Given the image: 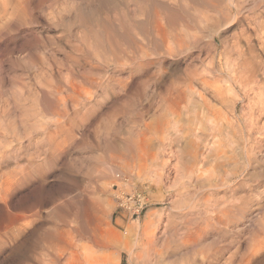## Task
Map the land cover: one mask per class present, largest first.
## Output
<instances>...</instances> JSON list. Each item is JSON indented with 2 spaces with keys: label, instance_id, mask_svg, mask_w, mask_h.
Returning a JSON list of instances; mask_svg holds the SVG:
<instances>
[{
  "label": "rangeland",
  "instance_id": "374dc122",
  "mask_svg": "<svg viewBox=\"0 0 264 264\" xmlns=\"http://www.w3.org/2000/svg\"><path fill=\"white\" fill-rule=\"evenodd\" d=\"M257 22L264 0H0V174L9 208L37 212L5 233L0 203V264H264V94L232 76Z\"/></svg>",
  "mask_w": 264,
  "mask_h": 264
},
{
  "label": "bare ground",
  "instance_id": "6f19581e",
  "mask_svg": "<svg viewBox=\"0 0 264 264\" xmlns=\"http://www.w3.org/2000/svg\"><path fill=\"white\" fill-rule=\"evenodd\" d=\"M9 17V16H8ZM163 17V16H162ZM256 21V20H255ZM259 21V20H258ZM260 22V21H259ZM259 22H257V24L259 23ZM261 22H263V21H261ZM245 24V23H244ZM251 24H252V22H251ZM260 24V23H259ZM252 25H254V23L252 24ZM249 26V25H248ZM255 26V25H254ZM260 28H258V27H255V28H253L252 26V30H254V35L252 34H250V32H249V34L248 35H245V39H244V42H243V44L245 45V47H244V49H239L240 50V52L242 51V55H239V56H241L242 57V63H240V66L238 65L239 64V62H238V64L236 65V66H239V69L238 68H236V69H234V71H233V79L235 80V79H237L236 80V82H239V85H241V88L243 87L244 89H245V91L246 92H248V94H250L251 92H254V95L256 96V97H260V96H262L263 94H264V92H262L261 90H259L260 89V87H262V84L261 83H263L264 82V26L262 27V25L260 24ZM243 27V26H242ZM250 27V28H251ZM163 28V27H162ZM161 28V29H162ZM244 28V27H243ZM245 28H246V25H245ZM250 28H248L249 30H250ZM156 31V30H155ZM160 31H162V30H160ZM245 31H248V30H245ZM244 32V31H243ZM253 32V31H252ZM251 32V33H252ZM163 33V32H162ZM248 33V32H247ZM243 36H244V34H243ZM167 38H168V36H166ZM182 39V38H181ZM243 38H241V40H242ZM172 40V39H171ZM174 43V42H173ZM172 43V44H173ZM237 43H239V42H237ZM240 43H241V41H240ZM239 43V44H240ZM242 44V43H241ZM242 44V45H243ZM238 45V44H237ZM243 45V46H244ZM241 46V45H240ZM240 46L238 47V48H240ZM237 48V49H238ZM170 50V49H169ZM239 53V52H238ZM240 54V53H239ZM239 60H240V58H239ZM235 62V61H234ZM241 62V61H240ZM236 63V62H235ZM234 66V65H233ZM233 66H231L232 68H233ZM235 66V67H236ZM231 71V70H230ZM229 71V72H230ZM215 74V73H214ZM232 74V73H231ZM229 76V75H228ZM201 77V76H200ZM191 78H193V77H191ZM191 78H189V79H191ZM201 79L202 80H204L202 77H201ZM230 79V78H229ZM233 79H232V81H233ZM196 80V79H195ZM201 80V81H202ZM197 81H198V79H197ZM196 81V82H197ZM200 81V80H199ZM206 81V80H205ZM214 81H216V80H214ZM228 81V80H227ZM186 82H188L187 80H186ZM185 82V83H186ZM208 82H210V81H208ZM220 82V81H219ZM236 82H235V84H236ZM191 83H194V82H191ZM198 83H202V82H198ZM212 83V82H211ZM233 83V82H232ZM203 84H204V86L206 85L207 86V83L206 82H203ZM192 85V84H191ZM210 85V84H209ZM220 85H222V84H220ZM230 85H232V84H230ZM233 85H234V83H233ZM184 86V85H183ZM187 86V85H186ZM193 86H194V84H193ZM200 86V85H199ZM204 86H203V89H204ZM214 86V85H213ZM224 86V85H223ZM264 86V85H263ZM173 87V86H172ZM185 87V86H184ZM189 87V86H188ZM192 87V86H191ZM207 87H209V86H207ZM227 87V86H226ZM225 87V88H226ZM229 87V86H228ZM227 87V88H228ZM232 87V86H231ZM187 88V87H186ZM200 88V87H199ZM226 88V89H227ZM263 88V87H262ZM174 89V88H173ZM173 89H170V90H173ZM178 89V88H177ZM177 89H175L174 90V94H175V92H176V90ZM185 89V88H184ZM194 89V88H193ZM202 89V88H201ZM200 89V90H201ZM223 89L224 88H221V87H217L216 89H213L214 91V94L216 93L217 94V96H219V94H221V95H224V92L225 93H227V91H229V89H227V90H225L224 89V91H223ZM233 89H234V86H233ZM258 89V90H257ZM179 91L178 92H180V89H178ZM182 90V89H181ZM187 90V89H186ZM195 90V89H194ZM206 90H207V88H206ZM206 90H205V92H206ZM211 90H212V88H211ZM210 90V91H211ZM239 90V89H238ZM189 91H190V88H189ZM193 91V90H192ZM192 91H190V92H192ZM209 91V92H210ZM183 92V91H182ZM230 92V91H229ZM234 92H235V89H234ZM237 92V91H236ZM171 93H173V92H171ZM181 93V92H180ZM185 93H187V92H185ZM184 93V97H185V94ZM194 93H196V94H198L197 92H194ZM201 93V92H200ZM203 93V92H202ZM207 93H208V91H207ZM206 93V94H207ZM231 93V92H230ZM238 93V92H237ZM173 94V95H174ZM176 94H178V93H176ZM175 94V95H176ZM182 94V93H181ZM205 93H203V95H204ZM209 94V93H208ZM213 94V95H214ZM216 94H215V97H216ZM228 94V93H227ZM172 95V94H171ZM180 95V94H179ZM246 95V94H245ZM178 96V95H177ZM199 96V98H200V95H198ZM208 96V95H207ZM211 96H212V94H211ZM233 97L234 96H236L235 94L234 95H232ZM238 96V95H237ZM248 96V95H247ZM246 96V97H247ZM250 96V95H249ZM254 96V97H255ZM181 97V96H180ZM179 97V98H180ZM213 97V96H212ZM223 97V96H222ZM226 97V96H225ZM252 97V96H251ZM263 97V96H262ZM209 98H210V96H209ZM220 98V97H219ZM227 98V97H226ZM236 98V97H235ZM182 99H183V97H182ZM204 97H202V101L203 102H205L204 100ZM205 99H206V96H205ZM208 99V98H207ZM211 99V98H210ZM216 99H217V101L219 100L217 97H216ZM222 99V98H221ZM225 99V98H224ZM247 99V98H246ZM261 99V98H260ZM263 99V98H262ZM198 100V99H197ZM213 100V99H212ZM223 100V99H222ZM222 100H219V101H222ZM258 100V99H257ZM256 101V100H255ZM261 100H259L258 101V103L260 102ZM200 102H201V100H200ZM223 102V101H222ZM257 102V101H256ZM263 102V101H262ZM207 103H210L211 104V102H207ZM207 103H206V105L205 106H207ZM213 101H212V105H213ZM221 103V102H220ZM201 104H203V103H201ZM205 104V103H204ZM203 104V105H204ZM210 104H208V105H210ZM255 104V103H254ZM177 105V104H176ZM215 105V104H214ZM213 105V106H214ZM256 105V104H255ZM259 105H262V104H259ZM204 106V107H205ZM247 106V105H246ZM209 106H207V110L209 109L208 108ZM215 107V106H214ZM259 108H263V107H260V106H258ZM258 108V109H259ZM211 109V108H210ZM209 109V110H210ZM214 109V108H213ZM208 110V111H209ZM260 110V109H259ZM262 110H264V109H262ZM214 111H215V109H214ZM263 112V111H262ZM64 113H67V112H64ZM211 113V112H210ZM217 115H218V113H217ZM217 119V118H216ZM213 120V119H212ZM216 122H218V119H217V121ZM216 122H214V123H216ZM220 123V122H219ZM144 133V132H143ZM143 133H142V137H143ZM141 139V138H140ZM147 139V138H146ZM144 140H145V138H144ZM139 141V140H138ZM146 141V140H145ZM145 141H144V143H145ZM131 142H133V140L131 141ZM136 142V141H135ZM140 142V141H139ZM139 142H137L138 143V145H139V147L138 148H142V146L141 145H144V143L143 144H141L140 145V143ZM143 142V141H142ZM188 142V141H187ZM146 144L147 143H145V146H146ZM191 144V143H190ZM149 145V144H148ZM212 145V144H211ZM212 146H214V145H212ZM218 147H219V145H217ZM222 146V145H221ZM134 147V146H133ZM144 147V146H143ZM149 147V146H148ZM199 147V146H198ZM215 147V146H214ZM217 147V148H218ZM224 147V146H223ZM226 147V146H225ZM222 148V149H226V148ZM129 148H132L131 146L129 147ZM135 148H136V146H135ZM147 148V147H146ZM206 149H207V147H205ZM209 148V147H208ZM137 149V148H136ZM149 149V148H148ZM199 149H201L200 147H199ZM198 149V150H199ZM205 149V152L204 153H206L207 152V150ZM210 149V148H209ZM219 149V148H218ZM139 150V149H138ZM196 150H197V148H196ZM197 150V151H198ZM216 150V149H215ZM228 150V149H227ZM226 150V151H227ZM129 151V150H128ZM132 151V150H131ZM134 151H135V149H134ZM133 151V152H134ZM202 151H203V149H202ZM209 152L211 151V150H208ZM217 152V154L218 153H220V152H218V150H216ZM223 151V150H222ZM221 151V152H222ZM130 152V151H129ZM195 152V151H194ZM214 152V151H213ZM212 152V153H213ZM128 153V152H127ZM211 153V152H210ZM227 153H229V152H227ZM125 154H126V152H125ZM133 154V153H132ZM146 154V153H145ZM200 154H203V153H200ZM207 154L208 153H206V156H207ZM214 154L215 153H213V157H214ZM221 154V153H220ZM135 155V154H134ZM133 155V156H134ZM192 155V154H191ZM197 155H199V154H197ZM130 156V155H129ZM132 156V155H131ZM130 156V157H131ZM132 156V157H133ZM205 156V158H207ZM221 156V155H220ZM220 156H218L217 158H219ZM226 156V155H225ZM228 156V155H227ZM226 156V157H227ZM129 157V158H130ZM136 157H137V155H136ZM135 157V158H136ZM141 157H143V156H141ZM198 157V156H197ZM200 157H201V155H200ZM210 157H211V155H210ZM222 157V156H221ZM220 157V158H221ZM125 158V157H124ZM140 158V157H139ZM154 158H155V156H154ZM153 158V159H154ZM193 158V157H192ZM229 158V157H228ZM127 159H128V156H127ZM132 159V158H131ZM194 159V158H193ZM195 159H196V157H195ZM199 159V158H198ZM197 159V160H198ZM202 159H204V157L202 158ZM210 159H212V158H210ZM196 160V161H197ZM200 160V159H199ZM204 160H206V159H204ZM218 160V159H217ZM201 161V160H200ZM210 161V160H209ZM212 161V160H211ZM216 161V160H215ZM128 162V161H127ZM130 163V162H129ZM205 164L204 165H206V161L204 162ZM213 163H214V161H213ZM212 164V163H211ZM211 164H210V166H211ZM217 164V163H216ZM209 165V164H208ZM198 166H199V161H198ZM217 166H219V165H217ZM216 166V167H217ZM201 167H203V165L201 166ZM206 166H204L203 168H205ZM208 167V166H207ZM196 168H197V166H196ZM198 168H200V166L198 167ZM198 168H197V171H198ZM202 169V168H201ZM207 169V168H206ZM209 169V168H208ZM212 169H214V167L212 168ZM211 169V170H212ZM7 170V169H6ZM11 170V169H10ZM195 170V169H194ZM9 170H7V172H8ZM12 171V170H11ZM11 171H9L8 173L10 174V172ZM207 171V170H206ZM206 171H203V170H201V172H203V174H205V172ZM16 172H18V171H16ZM15 172V174H17ZM20 172H21V170H20ZM23 172V171H22ZM198 172H200V171H198ZM209 172V171H208ZM211 172V171H210ZM14 173V172H13ZM12 173V174H13ZM24 173V172H23ZM207 173V172H206ZM3 174H4V171H3ZM9 174H5V175H1L0 174V203L2 204V207H3V209L5 210V213H4V215H3V219L2 218H0V219H2V222H5V225L3 226L4 227V232L6 233V232H12V233H14L13 232V230L12 229H18L20 226H23L24 225V228H25V225H27V223H28V218L29 217H34V216H36L37 215V212L35 211V213H31V212H29V213H31L30 215H25L24 213H22V212H14L13 210H11L13 207H10L9 208V205H10V201H8L7 202V198H8V196L10 195L9 193H10V191L12 190V187L15 185V183H16V177L14 176V175H9ZM201 174V173H200ZM17 175H19V174H17ZM208 175V174H207ZM19 177V176H18ZM18 179V178H17ZM20 179H21V177H20ZM20 179H18V181L20 180ZM23 179V178H22ZM21 182V181H20ZM24 182V181H23ZM19 182H17V184H18ZM22 183V182H21ZM17 186V185H16ZM16 186H14V188L16 187ZM13 191H14V189H13ZM120 193H124V192H120ZM9 203V204H8ZM31 203V202H30ZM208 204V203H207ZM13 205V204H12ZM34 206H35V204H33ZM33 205H32V207H33ZM36 207V206H35ZM17 208V206H15V209ZM26 208H27V205H26ZM34 208V207H33ZM14 209V208H13ZM18 209V208H17ZM22 209V208H21ZM38 209V208H37ZM30 210V209H29ZM33 210V209H32ZM214 210V209H213ZM19 211V210H18ZM25 211H26V209H25ZM24 210H23V212H25ZM34 211V210H33ZM84 211H86V210H84ZM39 212V211H38ZM26 213V212H25ZM28 213V214H29ZM83 213V212H82ZM85 213V212H84ZM158 214V211L157 212H155V211H152V213H150V215L151 214ZM215 213V212H214ZM223 213V212H222ZM2 214H3V212H2ZM88 214V213H87ZM131 214V213H130ZM86 215V214H85ZM132 215V214H131ZM2 216V215H1ZM0 216V217H1ZM40 216V215H39ZM83 216V215H82ZM88 216H90V215H88ZM159 216V215H158ZM40 218V217H39ZM86 218V217H85ZM38 220V219H37ZM87 220V219H86ZM31 221V220H30ZM82 221V220H81ZM1 222V221H0ZM91 222V221H90ZM89 222V223H90ZM32 223H33V221H32ZM81 223H83V222H81ZM88 223V221H85L84 222V225L83 224H81V226H83V228L81 229V231H83L84 233L85 232H87V230L88 231H90V236H91V238H92V244L94 243L96 246H99V247H101V246H103V243L105 242V243H107V242H109V239H107L108 241L106 242V240L102 243V239L100 240V238H98L99 237V235H98V233L96 232V230H95V228H93V226L92 225H90ZM1 224V223H0ZM29 224V223H28ZM30 225V224H29ZM152 225V224H151ZM31 226V225H30ZM29 227V226H28ZM27 227V228H28ZM27 228H25V229H27ZM190 228V227H189ZM2 231H3V229L2 228H0ZM21 229V228H20ZM56 230L58 229V228H55ZM54 229V230H55ZM71 229V228H70ZM35 230V229H34ZM33 230V231H34ZM39 230H42V231H44L42 228H40ZM46 230V229H45ZM48 230V229H47ZM55 230V231H56ZM64 230H66V229H64ZM67 230H69V229H67ZM17 231V230H16ZM52 231H53V229H52ZM55 231H53L52 232V234H50L49 235V233L47 234V235H49V237L50 238H48V236H46L48 239H50V242H56V240L57 241H60L61 239H60V237L59 236H63V235H59V234H63V232L61 231V232H55ZM70 231V230H69ZM18 232V231H17ZM16 232V233H17ZM36 234L38 233L39 234V236H40V231L38 232V231H34ZM33 232V233H34ZM47 232H50L49 230L47 231ZM4 233V234H5ZM34 233V234H35ZM42 233V232H41ZM67 233V232H66ZM75 233H77V235H78V232H75ZM81 233V232H80ZM89 233V232H88ZM144 233V232H143ZM199 233L201 234V232H199V231H196V233H195V235L196 236H198L199 235ZM9 234V233H8ZM35 234V235H36ZM43 234V233H42ZM69 234H70V236L71 235H73V234H71L70 232H69ZM108 234H109V236L111 237V238H114V239H117V235L113 232V231H109L108 232ZM7 235V234H6ZM9 235H11V234H9ZM14 235V234H13ZM80 235V234H79ZM78 235V236H79ZM81 235H83V233L81 234ZM80 235V236H81ZM86 235V234H85ZM88 235V234H87ZM12 236V235H11ZM37 236V235H36ZM68 236V235H67ZM66 236V234H65V239H68V238H66L67 237ZM69 236V237H70ZM89 236V237H90ZM194 236V235H193ZM195 236V237H196ZM263 236V235H262ZM43 237V238H42ZM41 238L44 240L45 239V237L44 236H42ZM74 237V236H73ZM37 238H39L38 236H37ZM37 238H34L33 240H38ZM46 238V239H47ZM72 238V237H71ZM80 238V237H79ZM82 238V237H81ZM90 238V239H91ZM107 238V237H106ZM42 239H39V242H40V240H42ZM47 239V240H48ZM63 239V238H62ZM119 239V238H118ZM0 240H1V238H0ZM69 240L70 241H64L65 243L64 244H67L69 247H72L74 244L72 243L73 241H71V239L69 238ZM76 240H77V238H76ZM76 240H75V244H76ZM114 241V240H113ZM112 240H111V242H113ZM194 241V240H193ZM45 242V241H44ZM53 242L51 243V244H53ZM78 242V241H77ZM38 243V242H37ZM36 243V241H34V244H37ZM42 243H43V241H42ZM42 243H38V246H39V244H42ZM59 242H56V244H58ZM61 243H63V242H61ZM104 243V244H105ZM45 244V243H44ZM93 244V245H94ZM108 244V243H107ZM107 244H105L106 245V247H109ZM77 245V244H76ZM94 245V246H95ZM46 246H47V248L46 249H48V246L49 245H47L46 244ZM51 246H54V244L53 245H51ZM50 246V247H51ZM56 246V245H55ZM61 246H62V244H61ZM60 246V247H61ZM260 246V245H259ZM49 247V248H50ZM59 247V246H58ZM57 246L55 247V248H58ZM64 247H65V245H64ZM74 247V246H73ZM77 247V246H76ZM79 247V246H78ZM104 247V246H103ZM54 248V249H55ZM66 248H68V247H66ZM97 248V247H96ZM35 249V248H34ZM51 250H53V248L51 247L50 248ZM64 249V248H63ZM70 249V248H69ZM68 249V250H69ZM73 249V248H72ZM99 249V248H98ZM103 249V248H102ZM50 250V251H51ZM61 250V249H60ZM67 250V252H69ZM76 250V249H75ZM80 250V249H79ZM255 250V249H254ZM58 251H59V249H58ZM57 251V253H59ZM62 251V250H61ZM74 251V250H73ZM82 251V250H81ZM129 251H131V250H129ZM54 252H55V250H54ZM63 252V251H62ZM64 252H66V249H65V251ZM78 252V251H77ZM56 253V254H57ZM69 253H71V255H72V251L71 252H69ZM69 253H68V255H69ZM82 253V252H81ZM87 253V252H86ZM89 253V252H88ZM87 253V254H88ZM61 254V253H60ZM59 254V255H60ZM73 254H74V252H73ZM64 255H67V253L66 254H64ZM78 255V254H77ZM81 255V254H80ZM79 255V256H80ZM86 255V254H85ZM85 255H84V257H85ZM90 255V254H89ZM52 256V259L54 258V256L53 255H51ZM58 256V255H57ZM78 256V257H79ZM78 257H76V259L78 258ZM82 257V256H81ZM35 258V257H34ZM59 258V259H58ZM65 258V257H64ZM64 258H63V260H62V262H61V259H62V257H61V255L59 256V257H57V259L59 260H57V263H59V264H103V262H100L98 259H96L97 257H95V258H93L92 256L91 257H88V256H86L85 258H83V260H82V258H81V260L80 259H78V260H76L74 257H72V258H74V259H68V258H66V260H64ZM38 259V258H37ZM50 259V258H49ZM54 260V259H53ZM33 261H34V259H33ZM55 261V260H54ZM53 261V262H54ZM42 262V261H41ZM52 262V263H53ZM37 262H35V264H36ZM51 263V262H50ZM30 264V263H29ZM39 264V263H38ZM53 264H55V263H53Z\"/></svg>",
  "mask_w": 264,
  "mask_h": 264
},
{
  "label": "built area",
  "instance_id": "2783aa9c",
  "mask_svg": "<svg viewBox=\"0 0 264 264\" xmlns=\"http://www.w3.org/2000/svg\"><path fill=\"white\" fill-rule=\"evenodd\" d=\"M118 206L127 210L132 215L139 218L145 213L149 206V198L139 193H119L116 195Z\"/></svg>",
  "mask_w": 264,
  "mask_h": 264
}]
</instances>
